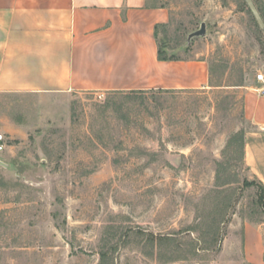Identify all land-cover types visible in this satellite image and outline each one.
Listing matches in <instances>:
<instances>
[{"label":"rangeland","instance_id":"obj_1","mask_svg":"<svg viewBox=\"0 0 264 264\" xmlns=\"http://www.w3.org/2000/svg\"><path fill=\"white\" fill-rule=\"evenodd\" d=\"M153 1L166 55L207 59L219 86L0 92V264H245L240 224L263 217L239 134L264 31L243 0Z\"/></svg>","mask_w":264,"mask_h":264},{"label":"crops","instance_id":"obj_2","mask_svg":"<svg viewBox=\"0 0 264 264\" xmlns=\"http://www.w3.org/2000/svg\"><path fill=\"white\" fill-rule=\"evenodd\" d=\"M264 3V0H263ZM153 0H0V92L70 94L209 87L207 59L159 61ZM246 88L244 165L264 186V94ZM241 261L264 264V223L241 222Z\"/></svg>","mask_w":264,"mask_h":264},{"label":"trees","instance_id":"obj_3","mask_svg":"<svg viewBox=\"0 0 264 264\" xmlns=\"http://www.w3.org/2000/svg\"><path fill=\"white\" fill-rule=\"evenodd\" d=\"M255 6L257 7L263 21H264V13L262 12L261 8L259 7L258 3L253 0ZM165 27V24L164 25H156L155 26V39H156V42H157V59L159 61H178L180 59H177L175 58L174 56H167L166 55V52H165V48H164V45L160 42H158L157 40V32H158V29L160 28H163ZM241 81V79H240ZM219 85H214L213 82H212V77L211 75L209 74V87H218ZM133 92V91H132ZM139 92H143V91H139ZM239 137H240V157H241V160L244 164V161H243V157H244V132H241L239 134ZM251 184H254L257 186L258 190H259V198H258V202H257V205H258V208L260 210V213L262 214V217H263V221L260 222V223H264V186L259 183L257 180L253 181V183Z\"/></svg>","mask_w":264,"mask_h":264},{"label":"water","instance_id":"obj_4","mask_svg":"<svg viewBox=\"0 0 264 264\" xmlns=\"http://www.w3.org/2000/svg\"><path fill=\"white\" fill-rule=\"evenodd\" d=\"M244 4L246 5L248 11L250 12L251 16L253 17L254 21L256 22L258 28L264 31V21L255 6L253 0H243ZM205 35V24L202 23L200 28L197 31H194L188 35V41L192 40L193 38L203 37ZM0 164H2L0 162ZM4 165V164H2ZM5 166V165H4Z\"/></svg>","mask_w":264,"mask_h":264},{"label":"built area","instance_id":"obj_5","mask_svg":"<svg viewBox=\"0 0 264 264\" xmlns=\"http://www.w3.org/2000/svg\"><path fill=\"white\" fill-rule=\"evenodd\" d=\"M255 81L258 84L255 91L259 94H264V67L255 75ZM5 147L3 136L0 135V152H3Z\"/></svg>","mask_w":264,"mask_h":264}]
</instances>
